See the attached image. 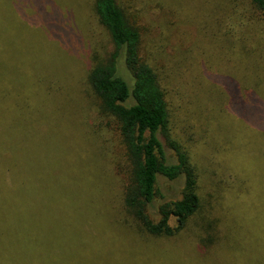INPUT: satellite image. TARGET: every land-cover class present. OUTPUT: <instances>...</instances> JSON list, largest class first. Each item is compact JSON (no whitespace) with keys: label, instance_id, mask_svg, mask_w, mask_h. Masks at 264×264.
I'll use <instances>...</instances> for the list:
<instances>
[{"label":"rangeland","instance_id":"rangeland-1","mask_svg":"<svg viewBox=\"0 0 264 264\" xmlns=\"http://www.w3.org/2000/svg\"><path fill=\"white\" fill-rule=\"evenodd\" d=\"M44 1L40 0L45 16L33 0H0V27L5 23L7 42L12 41V33L17 32L16 66L23 71L27 61L33 59L58 95V85L62 82L55 73L62 71V64H70L72 91L79 85L80 92V96H71L82 101V106L73 110L75 101L72 103L68 97L60 96L59 105L68 124L65 121L60 125L54 142L64 144L78 137L72 146H77L79 160L84 161L83 169L90 173L87 177L90 185L97 186L96 192L108 197L106 200H113V203L110 201L112 209L119 208V218L127 220L120 210L119 191L105 186L100 166L94 171V165L101 162V158L91 148L88 134L89 128L99 120L85 82L86 63L94 57L105 59L113 51L111 41L95 17L93 0H48L54 7ZM115 1L133 20L141 35L142 55L167 90L170 140L181 146L194 165L200 197L206 203L210 198L216 202L211 212L207 205L205 207L212 222L210 232L214 233L215 221L221 219L227 220L231 229L232 239L225 243L231 250L224 259L243 264L241 258L245 255L238 248L246 249L249 254L256 245H261L257 258L264 263V133L237 117L229 108L228 92L221 85L223 78L233 79L254 90L258 99L264 101V12L254 10L250 0ZM14 3L19 6V13L12 11ZM57 17L64 23L61 25L60 21L55 27L57 36L53 37L45 26ZM12 18L14 32L8 31ZM99 133L101 140L115 148L106 159L108 168H112L113 163H117L114 160L119 150L115 137L104 129ZM66 163L54 161L55 170H62L65 179H58L62 192L56 194L55 204L50 205L57 215L53 211L47 215L63 224L65 231L59 234L62 237L25 250L0 249V264H191L196 259L193 249L199 245V234L205 236L196 227L201 224L199 218L176 238L180 244H186L185 255L166 251L168 249L160 251L158 243L136 239L134 232L133 236L129 233L127 237L118 236V227L97 224L102 221L89 224L90 232L97 237L76 236L84 231L79 220L74 222L81 209L77 205L81 196L77 187H69L66 179L71 178L72 173ZM108 173L110 175L111 171ZM112 178L115 182L116 177ZM160 187L168 198L180 191V184L175 182L161 180ZM99 208L97 206L96 210ZM105 210L102 206L100 215ZM229 226H234L235 230ZM11 242L8 247L18 244ZM28 244L37 243L29 241ZM205 255L206 262L203 260L202 264L214 262L215 255L220 258L219 253Z\"/></svg>","mask_w":264,"mask_h":264},{"label":"trees","instance_id":"trees-1","mask_svg":"<svg viewBox=\"0 0 264 264\" xmlns=\"http://www.w3.org/2000/svg\"><path fill=\"white\" fill-rule=\"evenodd\" d=\"M33 1L43 13V3ZM44 2L54 7L48 0ZM250 5L254 10L264 12V0H250ZM12 11L20 12L16 3ZM93 11L99 25L106 31L113 51L105 59L94 57L86 63L85 82L99 120L91 129L88 126L89 144L101 158V162L94 165V171L100 166L105 186L119 191L120 210L128 219H120L119 208L112 209L110 205L113 200H106L108 197L96 192L99 189L97 186L90 185L87 178L90 173L83 169L84 161L79 160L77 146H72L73 141L77 143L78 137L74 135L76 139L64 144L54 142L60 125L66 121L59 105L60 96L75 101L73 110L82 106V101L76 100L75 95L71 96H80V92L79 85H75L78 91L75 88L72 91L70 64H62V71L55 73V77L62 82L58 85V95L47 84L33 59L27 61L23 71L16 66L17 32L12 33L13 40L7 42V28L5 30L3 23L0 27V249L25 250L48 239L62 237L59 234L65 231L63 224L58 222L59 219L47 218L51 211L57 215L50 205L55 204L56 194L62 192L60 183L65 179L63 171L59 169L57 172L53 166L56 160L67 161L66 166L70 165L71 178L66 180L69 187L78 188L81 196L79 202L75 197L81 209L74 222L80 221L84 231L82 234L78 232L85 237L76 236L85 239L97 237L90 232L89 224L102 221V224H97L118 227V236L127 237V233L133 236L134 232L136 239L158 243L160 251L168 249L166 251L185 255L186 244H180L176 238L199 218L201 224L196 227L205 236L199 234V245L192 254L196 259L191 264L206 262L207 252L219 253L220 256L215 255L214 262L210 264H235L224 259V255L231 250L225 243L232 239L227 220H216L214 233L210 232L212 222L205 207L207 205L211 212L216 202L210 198L206 203L200 197L194 165L181 146L169 138L170 101L167 90L153 66L142 55L141 35L133 20L126 16L115 0H93ZM60 21L61 18L57 17L54 22H45L53 37L57 36L56 26ZM63 23L61 21V25ZM9 30L15 31L13 18ZM240 84L226 77L221 81L228 92L229 108L241 121L251 123L264 133V101L258 99L254 90ZM73 129L75 131L74 126ZM102 129L112 133L119 149L118 158L114 160L117 163H113L112 168H108L106 159L114 147L101 140L99 131ZM108 171L116 177L115 182ZM161 180L179 183L180 191L171 198L166 197L160 187ZM97 206L100 208L96 210ZM102 206L106 208V215H103L105 211L100 215ZM231 228L234 229V226ZM11 240L18 244L8 247L12 244ZM29 241L37 244H28ZM260 247L256 245L249 254L239 247L238 251L245 255L241 262L263 263L257 258Z\"/></svg>","mask_w":264,"mask_h":264}]
</instances>
